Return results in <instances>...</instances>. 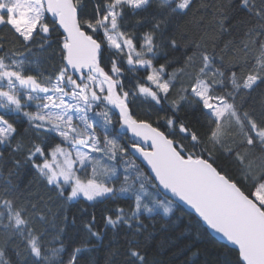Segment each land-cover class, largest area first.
I'll list each match as a JSON object with an SVG mask.
<instances>
[{"label": "snow or ice", "instance_id": "1", "mask_svg": "<svg viewBox=\"0 0 264 264\" xmlns=\"http://www.w3.org/2000/svg\"><path fill=\"white\" fill-rule=\"evenodd\" d=\"M261 86L264 0H0V264H264Z\"/></svg>", "mask_w": 264, "mask_h": 264}, {"label": "trees", "instance_id": "2", "mask_svg": "<svg viewBox=\"0 0 264 264\" xmlns=\"http://www.w3.org/2000/svg\"><path fill=\"white\" fill-rule=\"evenodd\" d=\"M225 3H227V0H224ZM210 19V17H209ZM190 20L189 18H186L185 21H182L181 24L182 26L188 24ZM189 27H192L191 25H189ZM218 31V30H217ZM232 39L231 36L228 35H224V36H219L217 39V43L219 44V46L222 48L223 44L225 41ZM177 55H179V53H177ZM174 67H179V65H175ZM172 69H169V71H171ZM183 79V78H181ZM177 87H179V84L177 85ZM262 88H264V86H261ZM259 89L257 90V92L253 93L252 96L256 97L259 93ZM252 102V97L249 98V103ZM146 106H142L139 108H135L134 110L137 112V114H141L144 110H145ZM7 174L5 173V176ZM22 176V182L23 184H27L29 180L32 179V175L29 172H22L21 174ZM121 203L127 207V201H121ZM84 202H81L79 204H72L70 207L66 205V207H69V211H68V220L67 222H64L63 220V216L61 215L58 219H56L54 221L53 227L54 228H66V232L65 235L67 238L69 239H74L77 238V234L78 231L81 227V214H80V208L84 207ZM115 205L112 203H97L95 205V208H89V212L91 211H95V214L97 216V219L99 220L102 213L105 211V209H112L114 208ZM55 210V209H54ZM75 216L76 221L75 224L72 223V218ZM188 217H185V222H187ZM165 222L163 220H157L156 221V229H157V238L158 240H163L165 238V236H169L170 233L167 232H163L161 231V226L164 224ZM183 226V225H181ZM202 251H203V255L201 257L200 260L197 261V264H202L204 259H209L210 261H214V260H220L221 262L227 258L229 260L234 259V255L232 254H228L226 255V249L224 248L223 244L219 243L214 237L212 236H207L205 238L204 243L201 245ZM95 256L97 257V259L99 260V264H104V257H105V252L102 250L100 252H97L95 254ZM158 259H161L165 262V264H182L183 260L185 259L184 256L179 255V249L178 248H171L169 249H164L162 252V255L157 257Z\"/></svg>", "mask_w": 264, "mask_h": 264}, {"label": "water", "instance_id": "3", "mask_svg": "<svg viewBox=\"0 0 264 264\" xmlns=\"http://www.w3.org/2000/svg\"><path fill=\"white\" fill-rule=\"evenodd\" d=\"M210 236L214 237L217 241H219V237H216L215 234H210Z\"/></svg>", "mask_w": 264, "mask_h": 264}]
</instances>
